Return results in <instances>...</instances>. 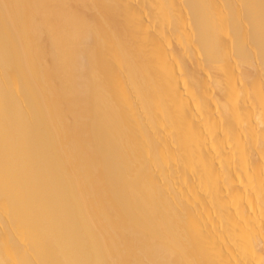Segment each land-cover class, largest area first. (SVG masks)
Listing matches in <instances>:
<instances>
[{
	"label": "bare ground",
	"instance_id": "6f19581e",
	"mask_svg": "<svg viewBox=\"0 0 264 264\" xmlns=\"http://www.w3.org/2000/svg\"><path fill=\"white\" fill-rule=\"evenodd\" d=\"M0 264H264V0H0Z\"/></svg>",
	"mask_w": 264,
	"mask_h": 264
}]
</instances>
